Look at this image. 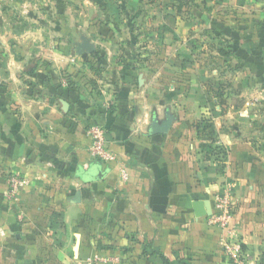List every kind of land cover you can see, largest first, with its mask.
I'll use <instances>...</instances> for the list:
<instances>
[{"label":"crops","instance_id":"crops-1","mask_svg":"<svg viewBox=\"0 0 264 264\" xmlns=\"http://www.w3.org/2000/svg\"><path fill=\"white\" fill-rule=\"evenodd\" d=\"M195 1L185 4L192 18L165 28L174 49L170 104L154 88L157 71L146 65L154 55H113L103 66L97 52L77 54L81 38L65 40L53 27L45 33L29 26L21 37L0 33V264H89L96 255L109 264H164L158 252L172 264H226L227 232L193 208L203 201L213 212L225 193L245 262L260 263L264 190L250 106L264 100L257 89L264 79V0ZM83 60L90 62L86 76L78 71ZM177 63L184 89L176 85ZM167 108L176 117L171 131L151 135L153 115L163 120ZM202 111L216 115L213 140L197 134ZM93 125L109 131L115 165L89 156ZM121 168L130 174L126 183ZM97 169L102 178L87 177ZM12 175L27 181L16 208L4 199Z\"/></svg>","mask_w":264,"mask_h":264},{"label":"rangeland","instance_id":"rangeland-1","mask_svg":"<svg viewBox=\"0 0 264 264\" xmlns=\"http://www.w3.org/2000/svg\"><path fill=\"white\" fill-rule=\"evenodd\" d=\"M186 2L187 0H0V25H14L0 30V33L10 30L9 34L12 36L21 37L31 26L34 29L41 27L40 29L44 30L41 31L45 33L48 27L56 28L61 33L60 38L65 40L69 37L78 40V38L89 36L97 46L96 52L105 58L103 66L109 63L106 58L113 55H125L132 59L135 56H143L146 60L154 55L153 62L147 61L146 65L149 71H157L153 81L154 88L158 90L159 87L161 99L166 98V103H169L170 85H173L174 77L169 74L172 64L168 61L174 49L170 50L171 34L165 28L173 29L175 25H184L192 18L189 5H186L181 13L176 12V7ZM195 2L200 6L203 1L196 0ZM74 27L75 32L72 34ZM180 33L182 35L183 31L181 30ZM70 49L71 53L75 51V47L71 46ZM79 63L78 71L86 76L84 73L88 71L90 62L83 60ZM179 65L180 63H177L176 85L184 89L185 77L180 72ZM65 76L70 78L69 75ZM257 89L264 90V79L257 84ZM183 95L184 93L177 95V103L181 105L184 103L185 96ZM248 99L250 102H257L252 97H241L238 101ZM256 104L252 106L251 103L250 106L254 109L250 113L256 123L251 129L254 130V137L257 139L254 147L258 155L257 165L261 167L258 174L261 177L260 189L263 193L264 100L260 99ZM202 113L198 121L209 122L214 116L216 117L214 111H202ZM224 154L225 151L220 150V165L227 161ZM235 227L238 233L239 226L235 225ZM109 263L111 261L102 264Z\"/></svg>","mask_w":264,"mask_h":264},{"label":"built area","instance_id":"built-area-1","mask_svg":"<svg viewBox=\"0 0 264 264\" xmlns=\"http://www.w3.org/2000/svg\"><path fill=\"white\" fill-rule=\"evenodd\" d=\"M65 85H68L66 82ZM91 144L88 149L89 156L107 166L118 163L117 155L112 151L109 141V131L99 125H93L89 130ZM119 176L122 183H126L130 174L127 169L121 168ZM27 186V181L20 175H12L8 180V188L4 193V199L12 208H16L22 191ZM233 199L229 193L222 194L216 198L214 211L209 216L210 224L227 232L223 248L226 264H246L242 242L237 236L235 214L233 210ZM111 259L102 255H96L88 260L89 264L106 263Z\"/></svg>","mask_w":264,"mask_h":264},{"label":"water","instance_id":"water-1","mask_svg":"<svg viewBox=\"0 0 264 264\" xmlns=\"http://www.w3.org/2000/svg\"><path fill=\"white\" fill-rule=\"evenodd\" d=\"M76 52L79 56L85 53L91 55L96 52V47L94 44H92L90 39L86 37H82L81 43H78L76 45ZM175 121H176V117L172 114L171 109L167 108L165 111V118L163 120H160L157 114L153 115L149 132L151 135H166L171 131ZM102 176L103 173L100 171V169H97V173L95 175L90 174L87 177H89L91 180H99L100 178H102ZM80 196L81 195L78 194L77 199H79ZM193 208L196 217L199 218L208 217L212 214L211 210L206 208V205L203 201H196L193 204Z\"/></svg>","mask_w":264,"mask_h":264},{"label":"trees","instance_id":"trees-1","mask_svg":"<svg viewBox=\"0 0 264 264\" xmlns=\"http://www.w3.org/2000/svg\"><path fill=\"white\" fill-rule=\"evenodd\" d=\"M192 2H194V0H192ZM184 6H185V4L184 5L179 4V6L177 8V12L181 13L183 8H184ZM68 79L70 80V78H68ZM68 84H69L70 88L73 86V84H71V82H68ZM195 128H196L198 136L200 138H202L204 141H206V140L209 141V140H213L214 139L215 129H214L213 125L211 124V121H209V122L201 121L200 123L195 125ZM202 148L203 149L208 148L207 144L206 145L203 144ZM224 155H225L224 157L226 158L227 154L225 153ZM157 254L160 255V257L163 260L164 264H172L169 261V259H167L162 253L158 252ZM259 264H264V255L262 256L261 261H260Z\"/></svg>","mask_w":264,"mask_h":264}]
</instances>
